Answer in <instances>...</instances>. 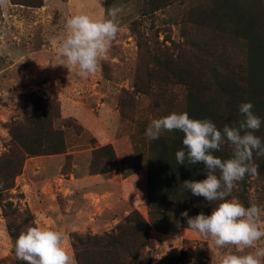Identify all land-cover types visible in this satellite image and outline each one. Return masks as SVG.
Segmentation results:
<instances>
[{
	"label": "trees",
	"instance_id": "1",
	"mask_svg": "<svg viewBox=\"0 0 264 264\" xmlns=\"http://www.w3.org/2000/svg\"><path fill=\"white\" fill-rule=\"evenodd\" d=\"M9 1L30 9L43 6V0ZM157 12L167 15L164 39L159 40L157 31L149 36L136 29L132 91L122 90L117 100L121 118L131 122L135 120L134 96L149 101L150 119L137 123V131L146 138L148 218L132 210L109 232L72 233L71 247L78 264H154L151 229L178 235L181 229L191 230L182 212L190 217L201 212L210 215L216 206L183 188L185 180L206 178L203 164H177L175 153L183 148V133L163 132L150 141L145 133L152 119L187 112L190 118L212 120L222 130L225 124L237 126L240 104L251 102L262 120L255 135L264 143V0H142L138 15L150 17ZM172 26L178 29L177 40L171 37ZM107 77L102 72V78ZM16 111L3 125L8 143L0 154L1 212L14 256L15 240L35 225L34 216L27 207L20 209L9 197L3 198V193L15 187L14 180L27 159L66 152L63 130L55 124L61 115L58 101L34 92L22 93ZM231 153L232 147L226 143L214 155L227 159ZM253 160L259 165V175L246 176L230 196L245 206L264 203V156L254 152ZM119 167L113 147L107 144L92 151L88 172L109 173ZM253 187L258 196L254 202ZM193 262L209 264V258L197 248ZM10 264L24 262L15 256Z\"/></svg>",
	"mask_w": 264,
	"mask_h": 264
},
{
	"label": "rangeland",
	"instance_id": "2",
	"mask_svg": "<svg viewBox=\"0 0 264 264\" xmlns=\"http://www.w3.org/2000/svg\"><path fill=\"white\" fill-rule=\"evenodd\" d=\"M141 6L142 0H108L106 11L86 13L99 17L106 16L109 8L123 9L117 17L120 32L116 40L97 72L88 77L58 65L67 19L62 18L60 10L16 12L19 23L13 24L5 22L7 15L0 7V154L8 143L3 125L16 116L22 93L34 92L60 103L61 115L55 124L63 130L66 143L64 154L27 159L14 180L15 187L3 193V198L9 197L20 209L27 207L35 224L62 231L65 246L72 253V233L109 232L132 210L148 218L146 138L137 131V123L150 119L149 101L134 96L135 120L131 122L121 118L117 100L122 90L132 91L136 29L149 36L157 31L159 40H163L169 24L165 12L140 17ZM171 37L178 39L175 26ZM102 72L108 76L106 80ZM107 144L113 147L120 167L90 175L92 151ZM257 197L253 187L252 201ZM1 203L0 198V264H10L15 256ZM150 237L154 264H194L197 248L205 252L209 264H218L219 252L195 231L181 229L178 235H165L151 229ZM221 251L236 250L229 247Z\"/></svg>",
	"mask_w": 264,
	"mask_h": 264
},
{
	"label": "clouds",
	"instance_id": "3",
	"mask_svg": "<svg viewBox=\"0 0 264 264\" xmlns=\"http://www.w3.org/2000/svg\"><path fill=\"white\" fill-rule=\"evenodd\" d=\"M8 3L9 0H0V7ZM122 10L112 7L106 16L78 13L67 18L58 65L70 72L75 70L80 77L94 75L120 32L117 17ZM253 107L251 102L241 103L238 125L225 124L222 130L210 119H194L187 112H172L152 119L145 133L150 141L159 139L163 132L183 133V148L175 153L177 164L184 165L187 161L190 165H204L205 179L185 180L182 185L209 204L216 202V206L210 215L201 212L190 217L184 211L181 217L186 219L189 229L211 241L210 248L219 252L218 264H264V207L255 203L245 206L238 199L230 198L238 182L248 175H259L254 152L264 156V143L255 135L262 120ZM226 143L232 147L230 158L214 155ZM3 186L0 181V188ZM229 247L236 251H221ZM248 249L251 251H245ZM14 253L24 264H78L75 254L65 246V234L38 223L18 235Z\"/></svg>",
	"mask_w": 264,
	"mask_h": 264
},
{
	"label": "crops",
	"instance_id": "4",
	"mask_svg": "<svg viewBox=\"0 0 264 264\" xmlns=\"http://www.w3.org/2000/svg\"><path fill=\"white\" fill-rule=\"evenodd\" d=\"M108 0H43V6L36 9L24 8L22 6H13L10 1L7 6L3 7L7 18L5 22L18 24V16L24 10H44V12H50L58 9L64 15L62 18H69L70 16L78 13H91L97 11H106ZM18 12L19 14H15ZM67 16H65L66 14ZM67 20V19H66Z\"/></svg>",
	"mask_w": 264,
	"mask_h": 264
}]
</instances>
